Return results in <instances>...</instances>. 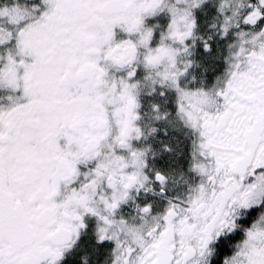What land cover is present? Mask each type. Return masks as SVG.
I'll list each match as a JSON object with an SVG mask.
<instances>
[{"label": "snow or ice", "instance_id": "snow-or-ice-1", "mask_svg": "<svg viewBox=\"0 0 264 264\" xmlns=\"http://www.w3.org/2000/svg\"><path fill=\"white\" fill-rule=\"evenodd\" d=\"M0 264H264V0H0Z\"/></svg>", "mask_w": 264, "mask_h": 264}]
</instances>
